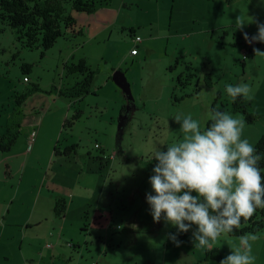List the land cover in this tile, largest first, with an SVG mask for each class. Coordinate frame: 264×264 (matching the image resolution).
<instances>
[{
	"label": "rangeland",
	"instance_id": "obj_1",
	"mask_svg": "<svg viewBox=\"0 0 264 264\" xmlns=\"http://www.w3.org/2000/svg\"><path fill=\"white\" fill-rule=\"evenodd\" d=\"M121 1L91 14L70 11L81 35L59 39L47 51L22 48L8 27L0 33V135L17 136L0 153L1 196L15 194L0 264H219L204 261L207 250L193 244L192 230L179 234L177 246L167 238L175 228L153 221L145 200L151 154L183 138L173 120L178 113L203 124L208 109L222 104L243 119L231 112L225 84L251 87L247 110L258 118L245 123L242 137L255 144L264 134V57L253 51H264V43L244 51L242 35L264 22V0H123L122 8ZM239 21L248 22L242 30ZM135 37L140 54L132 59ZM79 60L95 72L89 93L64 97L60 92L81 80L67 72ZM115 71L130 85V107L112 81ZM77 111L80 118L62 129ZM71 145L75 150L63 156ZM62 198L63 219L52 212ZM255 236L253 264H264V228ZM46 243L57 248L46 250ZM239 244L240 237L224 234L208 250H221L223 259Z\"/></svg>",
	"mask_w": 264,
	"mask_h": 264
},
{
	"label": "clouds",
	"instance_id": "obj_2",
	"mask_svg": "<svg viewBox=\"0 0 264 264\" xmlns=\"http://www.w3.org/2000/svg\"><path fill=\"white\" fill-rule=\"evenodd\" d=\"M248 23L239 21L236 28ZM245 42L264 43V22H257L251 36L243 32ZM255 55L264 51L254 48ZM226 94L233 101L237 97L251 99L248 83L225 84ZM178 123L182 139L155 147V160L148 178L151 191L145 200L154 222L163 221L175 228L168 239L179 246V234L191 232L193 244L208 250L212 242L232 233L241 223L264 209V152L242 137L245 120L231 113L210 107L202 124L190 113L173 117ZM195 226V227H194ZM252 234L240 237L239 246L230 248L219 264H253L250 240Z\"/></svg>",
	"mask_w": 264,
	"mask_h": 264
},
{
	"label": "trees",
	"instance_id": "obj_3",
	"mask_svg": "<svg viewBox=\"0 0 264 264\" xmlns=\"http://www.w3.org/2000/svg\"><path fill=\"white\" fill-rule=\"evenodd\" d=\"M110 2L111 0H0V33L3 32L5 27H8L14 31L16 40L22 48L47 51L59 39L66 38L67 36L74 37L81 35V29L77 27L70 11L91 14L98 6L109 4ZM252 47L247 48L246 51H251ZM23 68V73L26 74L25 70L27 66L24 65ZM67 72L68 74H80L81 80L79 82L77 81L71 88L60 92V94L64 97L77 98H82L88 94L95 72L88 68L86 62L79 60L78 63L69 65ZM207 78L206 84L210 86L209 76ZM181 79V76H178L177 83L183 87L186 83L185 80L182 81ZM33 90H37V87L33 86ZM219 98L220 95L217 96V99ZM131 102L127 100L129 107L132 105ZM250 103L249 100L243 97H237L235 101L232 100L231 102V112L241 113L244 116L243 119L245 122L252 124L257 120L258 116L248 112L247 109ZM212 107L216 108L215 105H212ZM223 108L224 106L221 104V108L216 109L224 111ZM123 111H125V107L122 108L121 113ZM80 113L77 111L71 120L66 118L63 122L62 129L70 128L80 118ZM16 139V133H9V131H6L4 135H0V153L9 152L15 144ZM254 145L258 151L264 152V134L261 135ZM75 147L72 145L67 146L63 152V156L68 155L69 150H75ZM53 151L54 154H59L57 147ZM260 166L264 170V161H261ZM65 210L66 205L64 200L56 199L53 210L56 217L63 218ZM263 228L264 209H257L253 216L241 218L240 225L232 233L226 235L230 237H241L248 234L255 235ZM221 259V250L214 248L205 251L204 261H215L219 263Z\"/></svg>",
	"mask_w": 264,
	"mask_h": 264
},
{
	"label": "crops",
	"instance_id": "obj_4",
	"mask_svg": "<svg viewBox=\"0 0 264 264\" xmlns=\"http://www.w3.org/2000/svg\"><path fill=\"white\" fill-rule=\"evenodd\" d=\"M147 2H150V0H146ZM120 4H121V8L123 7V5H124V1L122 0L121 2H120ZM109 5H110V3H109ZM132 48H134V46L132 47ZM139 54H140V52L138 51V55L137 56H135V57H132V56H130V57H132V59H135V58H137V57H139ZM253 54V53H252ZM29 82V81H28ZM55 101V100H54ZM53 101V102H54ZM63 106H64V104H63ZM257 114V113H256ZM34 144V143H33ZM1 192H2V190H1V180H0V241H1V239H2V236L5 234V230L7 229V227H11L12 225L11 224H13V223H11V221H10V217L11 216H9L10 215V213H11V206L13 205V203H14V199L13 198H15V194L11 197V199L9 198V199H6V198H4L3 196H1ZM69 196H70V194H69ZM73 198V197H72ZM63 199V198H62ZM54 203L55 202H53V209H52V212H53V214H54V216L56 217V215H55V213H54ZM73 205H75L74 203H73V199L71 200V203H70V206H69V208H68V210L69 209H71L72 207H73ZM66 210H67V207H66ZM66 210H65V212H66ZM65 212H64V215H65ZM65 216H63V218H64ZM59 218V217H58ZM63 218H61V219H63ZM32 227V225H26V228L28 229V228H31ZM0 244H1V242H0ZM47 245H51V247H48ZM71 246V245H70ZM45 248H46V250H50V248H53V249H56L57 248V244H49V243H46V245H45ZM49 248V249H48ZM205 255V254H204ZM92 264V263H91Z\"/></svg>",
	"mask_w": 264,
	"mask_h": 264
},
{
	"label": "water",
	"instance_id": "obj_5",
	"mask_svg": "<svg viewBox=\"0 0 264 264\" xmlns=\"http://www.w3.org/2000/svg\"><path fill=\"white\" fill-rule=\"evenodd\" d=\"M112 81L121 90V92L127 97V100L132 101V95L130 91V85L126 80L125 75L120 71H115L112 74Z\"/></svg>",
	"mask_w": 264,
	"mask_h": 264
},
{
	"label": "built area",
	"instance_id": "obj_6",
	"mask_svg": "<svg viewBox=\"0 0 264 264\" xmlns=\"http://www.w3.org/2000/svg\"><path fill=\"white\" fill-rule=\"evenodd\" d=\"M133 42H134V48H132V49L130 50V56L135 57V56L138 55L137 45L141 42V39H140L139 37H135V38L133 39ZM252 46H254V45H250V44L248 43V45L246 46V49H244V51H246L247 48H249V47L251 48ZM23 81L28 82V79L24 77ZM35 138H36V132H35V131H32V132L30 133V135H29L28 149H31L33 143L35 142ZM94 147H95L96 149H100V146H99L98 144H95ZM47 246L49 247V245H47ZM92 264H98V263H92Z\"/></svg>",
	"mask_w": 264,
	"mask_h": 264
}]
</instances>
